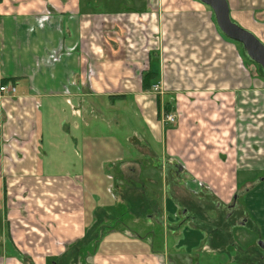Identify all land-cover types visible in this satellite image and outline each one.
Wrapping results in <instances>:
<instances>
[{"label": "crops", "instance_id": "crops-1", "mask_svg": "<svg viewBox=\"0 0 264 264\" xmlns=\"http://www.w3.org/2000/svg\"><path fill=\"white\" fill-rule=\"evenodd\" d=\"M227 2L232 20L264 44V0ZM245 57L200 0H0V86L17 88L0 92V264H199L211 233L197 214L180 213L185 182H168L167 160L183 155L169 147L186 137L158 121L165 102L150 92L157 82L172 109L169 94H235L233 152L218 154L212 178L190 189L211 213L234 203L243 230L264 248V72L246 73ZM122 113L139 115L144 126L140 141L133 137L135 153L106 133L124 122ZM82 126L90 134L80 138ZM100 155L109 158L99 162ZM139 156L160 178L148 170L142 179ZM105 169L115 180L107 186L112 203L100 197ZM240 173L261 176L241 186ZM147 191L159 198L143 197ZM122 199L140 232L106 228L120 221L109 209ZM121 231L132 238L124 248Z\"/></svg>", "mask_w": 264, "mask_h": 264}, {"label": "rangeland", "instance_id": "rangeland-1", "mask_svg": "<svg viewBox=\"0 0 264 264\" xmlns=\"http://www.w3.org/2000/svg\"><path fill=\"white\" fill-rule=\"evenodd\" d=\"M244 59L247 69L246 73L252 76L256 73L261 74V67L258 64H255V62L249 60L247 57H245ZM172 78L174 77H171V79ZM150 92L158 97V99L160 100V106L161 98L162 101L165 102V106H162V108H160V111H158V108L156 107L158 121L162 124V126L170 130L169 133H171V135H176V131L179 128L181 130L180 132L186 137L185 143H183L182 141L180 143L175 142L173 143L174 145L171 149L169 147V150L172 153L177 152L178 155L183 154L182 158H177V156H174L177 159L176 160L170 157L166 162V166H169L168 182L170 183V186L171 184H174L172 182H185L183 186V192L181 191L179 192V194H177L179 199L184 201L186 204L182 206L186 210L183 211V208H181L180 213L185 212L187 216H194L195 214H197L196 217L200 218L197 223L199 222L200 226L206 227V230L211 233V237L209 236V238H207L209 240V244L206 246L208 247L209 251H205L200 254L199 264H264V248L260 246V240H256L258 238V234L248 229L243 230L242 226L244 225V223H242L241 221L243 216L241 214L242 212L240 213V209H237L235 212H233V214L229 216L228 212L230 211V209H227V207H224L223 210L219 209L217 213H211L209 211L208 205L200 206V202H195L196 200L192 199L191 189L193 188L199 190L201 188L200 184L202 183L203 179L208 180L209 178H212L215 172L213 167L215 166L216 161H218V154H222V156H225L226 154H230L231 152H233L230 145H233L234 143V141L232 143L231 141L234 131V117H236V113L234 112L233 108L235 94H169L168 99L170 98L169 101H172L176 109H172V104L170 103V111L167 112V92L165 91V89L162 88L161 92H157L152 87ZM252 97L253 94L250 93L248 95V100L250 101ZM156 104L158 106L157 101ZM258 112H260V109L259 111L249 112L250 115L248 116L252 118V114H257ZM166 113H174L177 116L175 124L168 125L163 121V116ZM122 116L124 117V122L121 121L118 128H113V126H106V129L108 130L106 131V133H112L115 137L120 138L121 145H123L131 153H135V149L132 148V144L134 142L133 137L136 138L139 142L141 139V133L143 134V132H145L144 126H142L141 124L139 115H137L136 119L133 118L132 115L128 117L125 113ZM108 121L106 120V123L109 125ZM129 128L131 133H127V130ZM79 133V137L81 138L84 133L90 134V131L86 129L85 126H82L79 129ZM223 151H225V154H223ZM107 158H109L108 155H100L97 161L100 162L101 159ZM51 160H54L56 164H58L65 159L60 157ZM158 160L159 159L157 158L155 161ZM75 161L76 159L74 157L68 158V164L66 168L68 171L72 169L69 167L70 165L75 163ZM138 161H140V167H143L144 171L142 179H145V173L148 170L154 171L157 178H160L158 169H156L154 165H151L150 159L148 160V158L145 156H139ZM183 162L185 164H183ZM183 165H188V167H190L191 169L195 167L197 170H195L194 174L197 178L191 176L187 168L184 169ZM47 167L53 166L50 162H48ZM96 172L98 173V171ZM102 172L103 173H101V175H97V177H99L98 182L101 183L98 186L101 190L105 191V195L100 194V197L102 198L103 202L112 203V198L114 197L112 195V192L107 189V186L112 182L114 183L115 180H113L109 176L106 169L105 171L102 170ZM76 174H81V167L79 169H76ZM260 176L261 175L257 174L247 176V174L240 173L238 176L239 183L242 186L246 183L247 178L249 180L250 178L254 179ZM155 187H157V185H155ZM171 191L173 190H171L170 188L169 195L172 196L173 193L171 194ZM143 197L159 198V194L147 191L146 193H144ZM205 197L210 196L201 195L202 199ZM124 200L125 199H122V201L119 200V204L115 206V208L112 207L111 209H109L112 214L119 217L120 221L112 219V221L106 223V228L120 227L119 230L126 229L127 231H129V233L140 232V222H134V220L130 218L129 214H132L134 211L126 202H124ZM171 200L172 199H169V214L173 213V210L176 209L175 206L171 205L173 204ZM139 208L140 207L137 206V209ZM150 211L151 210H149L148 214H150ZM197 223L192 222L191 220L190 225H195ZM250 226L251 225H249V227ZM151 229H156V227ZM189 230H192V233L195 232L193 228H189ZM244 231L246 232V235ZM117 233L118 232H111L108 234V236L114 234V238H117ZM121 233H123V236H119L120 238H118L117 240L120 242V247L124 248L128 246V243L124 242V239L127 238V240H130L132 238L128 235L126 236V232L124 231H121ZM195 234L198 237L201 233L199 235L198 233ZM113 236H109L108 238H112ZM219 245L220 249H214L215 246L218 247ZM104 246L106 245L104 244Z\"/></svg>", "mask_w": 264, "mask_h": 264}, {"label": "water", "instance_id": "water-1", "mask_svg": "<svg viewBox=\"0 0 264 264\" xmlns=\"http://www.w3.org/2000/svg\"><path fill=\"white\" fill-rule=\"evenodd\" d=\"M214 12L220 32L228 39L242 44L247 57L264 72V44L249 30L232 20L227 0H200Z\"/></svg>", "mask_w": 264, "mask_h": 264}, {"label": "built area", "instance_id": "built-area-1", "mask_svg": "<svg viewBox=\"0 0 264 264\" xmlns=\"http://www.w3.org/2000/svg\"><path fill=\"white\" fill-rule=\"evenodd\" d=\"M153 89L156 90L157 92H161L162 87L161 83L157 82L156 84L153 85ZM17 88L15 85H1L0 86V92L2 94H6L8 96H13L16 94ZM177 120V116L173 113H166L163 116V121L166 122V124H175Z\"/></svg>", "mask_w": 264, "mask_h": 264}, {"label": "flooded vegetation", "instance_id": "flooded-vegetation-1", "mask_svg": "<svg viewBox=\"0 0 264 264\" xmlns=\"http://www.w3.org/2000/svg\"><path fill=\"white\" fill-rule=\"evenodd\" d=\"M227 209H230V211L228 212V216L229 215H231V214H233V212H235L236 211V208H235V206H234V203L233 204H230V205H228L227 206ZM184 210H186L185 208H183V211Z\"/></svg>", "mask_w": 264, "mask_h": 264}, {"label": "trees", "instance_id": "trees-1", "mask_svg": "<svg viewBox=\"0 0 264 264\" xmlns=\"http://www.w3.org/2000/svg\"><path fill=\"white\" fill-rule=\"evenodd\" d=\"M152 76L151 75H146L143 77V83H145V81L147 80L148 81V78L150 79ZM170 103H167L166 107H167V112L170 111ZM172 108V107H171Z\"/></svg>", "mask_w": 264, "mask_h": 264}]
</instances>
